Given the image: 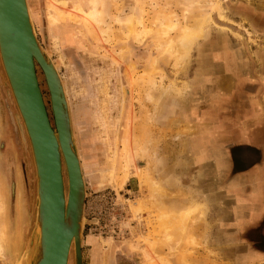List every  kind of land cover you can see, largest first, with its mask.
<instances>
[{
    "label": "rangeland",
    "instance_id": "obj_1",
    "mask_svg": "<svg viewBox=\"0 0 264 264\" xmlns=\"http://www.w3.org/2000/svg\"><path fill=\"white\" fill-rule=\"evenodd\" d=\"M26 1L36 37L55 65L67 98L86 189L83 264H164L161 260L264 264V255L255 261L247 259L249 251H258L253 244L231 249L234 244L223 247L214 242L213 165L208 166V193L200 189L201 151L209 158L217 149L226 152L227 146L216 147L217 128L236 125L248 115L249 101L232 97L233 91L235 96L253 91L254 78H263L264 0H76V6L84 3L86 11L97 4V24L76 19V14L65 16L62 11L68 14V9L56 8L54 0ZM206 16L209 21L178 62L168 52L170 43H176L185 27ZM235 68L250 80L233 83L222 78ZM37 77L53 126L39 68ZM7 84L0 61V172L4 175L0 190L6 204L0 264H19L20 258L24 264L34 234L36 179L29 142ZM6 122L8 138L16 137L12 150L3 147ZM127 140L136 166L132 174L124 159ZM6 149L16 157L14 165L18 164L13 179L10 169L7 176L2 169ZM144 176L163 187L162 194H157L159 211L150 204ZM17 178L24 185V199L21 187L11 192V182ZM136 204L141 206L139 218ZM190 206L194 207L173 252L159 240L156 246L149 243L159 212L169 213L176 228ZM172 235L178 239L175 232ZM190 237L195 245L188 243ZM141 250L148 251L152 260ZM74 257L72 248L68 264H75Z\"/></svg>",
    "mask_w": 264,
    "mask_h": 264
},
{
    "label": "water",
    "instance_id": "obj_2",
    "mask_svg": "<svg viewBox=\"0 0 264 264\" xmlns=\"http://www.w3.org/2000/svg\"><path fill=\"white\" fill-rule=\"evenodd\" d=\"M0 58L35 170V223L33 237L31 234L29 238L35 248L24 264H68L71 245L75 264H83L86 189L73 142L67 98L60 75L36 37L26 0H0ZM37 68L47 86L53 126ZM20 132L23 136L22 126ZM62 160L68 176L66 199ZM37 227L40 237L36 235Z\"/></svg>",
    "mask_w": 264,
    "mask_h": 264
},
{
    "label": "crops",
    "instance_id": "obj_3",
    "mask_svg": "<svg viewBox=\"0 0 264 264\" xmlns=\"http://www.w3.org/2000/svg\"><path fill=\"white\" fill-rule=\"evenodd\" d=\"M233 60L235 61V58ZM235 70L237 69L231 70V74H223L222 78L227 81L231 79L233 83H245L250 80H245L244 74H240L242 69ZM253 81L256 86L253 91H246L247 96H235V92L232 93L234 98L249 101V108H246L247 117L241 116V121L236 126L217 128L215 139L217 148L234 144L251 149L254 154L252 159H241L240 168L234 171L231 156L226 150L224 152L217 149L212 153V158L207 156V152L200 153L201 192L208 193L209 165H213L215 173L210 182L211 191L216 197L217 210L214 219L216 235L212 237L217 245L220 243L223 247L224 244H264V88L258 85L264 82V75L263 78H254ZM257 149L260 154H257ZM23 186L20 178H17L15 191L21 187L24 199ZM219 197L222 198L221 201ZM234 245L231 249H235ZM216 250L218 252L221 248L217 246ZM260 258L261 256L252 254L247 256V259L252 261Z\"/></svg>",
    "mask_w": 264,
    "mask_h": 264
},
{
    "label": "bare ground",
    "instance_id": "obj_4",
    "mask_svg": "<svg viewBox=\"0 0 264 264\" xmlns=\"http://www.w3.org/2000/svg\"><path fill=\"white\" fill-rule=\"evenodd\" d=\"M76 2H77L76 0H54V2L52 3V5H54L56 8H59V7L64 8L65 9L64 11H66V9H68L67 12L70 15H68L66 12H63L62 11V13L65 16L74 17L72 14H76V16H75L76 19L82 18L88 24H97L98 23L97 10H96V5L97 4L96 5H93L94 7L91 10L86 11V10H84L85 9L84 3H82L80 6L77 7L76 4H75ZM27 9H28V7H27ZM28 13H29V10H28ZM219 15L221 16V14H219ZM68 17H66V18H68ZM29 18H30V16H29ZM63 18H64V16H63ZM70 19H72V18H70ZM30 20H31V18H30ZM207 21H209V17L208 16L202 18L197 23L194 22L195 24L192 27H185L183 29L182 36L175 41L176 43H174V42H173L174 44L173 43H170L171 44L170 47L167 48L168 49V52H170V53L172 52L173 54H175L177 56V58L179 59L178 62L181 61L182 60L181 58H183V56L187 54V49H188V46H189L188 43L190 41H192L193 39H195V37H197L201 33L202 27L204 26V24ZM174 26L175 25H173V27ZM55 44L57 45V43H55ZM0 61H1V58H0ZM1 64H2V62H1ZM53 66L55 68V65L54 64H53ZM150 81H152V80H150ZM151 83H153V82H151ZM150 95H151V92H150L149 96ZM133 158H134V156H133V153H132L131 145H130V142L127 140V141H125L124 159H125L126 170H127V172H130L129 174H132V171L136 167L135 166V162H133ZM80 168H81V166H80ZM61 170H62L61 171L62 172V180H63V186H64V192H65L64 195H65V199H66L67 198V189H68V176H67L66 167H65V164H64L63 160H62V169ZM81 175H82V172H81ZM144 177H145L144 180L146 182L145 185L148 186V189H149V192H150V195H149L150 196L149 197L150 198V201L152 200L151 202L149 200L148 201L152 205L153 209L159 211L160 208L156 204V200L158 198V195L159 194H162L163 191L161 189L163 187L160 186V185H157L149 177H147V176H144ZM142 178H143V176H142ZM3 179H4L3 172H0V183H1V186L3 184ZM83 181H84V179H83ZM0 197L3 198V201L0 202V241H1V239L3 240L2 236L4 237V235H5V232H4L5 226L3 225V221H4V217H5V215H4V209H5L6 204H5V197H4V194H3V189L0 190ZM193 207L194 206H190L188 208V210L184 211V214H183L184 215V218H183V216L178 218V221H177L178 222V227H176V228H173L171 226L172 223H170V214L169 213L168 214H163V213H160L159 212L158 213L159 215H157V217L155 219L156 220V227H155V229H156L155 231L156 232H155L154 237H152L154 239H152V240L151 239H148L149 243L152 244L153 246H156L157 243H158V240H159V241H161L163 243L164 246H166V248H167L168 251L173 252L175 250V247L178 246V242L180 241L179 237L180 236L181 237L183 236V233H184V220L190 216V214L192 212V209L191 208H193ZM134 210H135V212L137 214V217L139 218V216H138L139 214L138 213L141 211V206L139 204H136V207H135ZM37 232H38V237H40V228L39 227H37ZM174 232L178 236V239H177L176 236H175L176 239L173 238V235L171 236V234L174 233ZM188 243L191 246L192 245H195L194 239L192 237L189 238ZM32 244L33 243L30 242V246L28 247V249H26V252L25 253L27 254V256H30L34 252V249H33L34 247L32 246ZM137 247H138V245H137ZM72 248L74 249V247L71 245L70 250H69L68 260H69L70 252H71V249ZM141 252L146 257V259L152 260V255L148 251L141 250ZM74 255H75V253H74ZM25 258H26V256H25ZM24 261H25V259H24ZM161 262H163L164 264H169L167 261L161 260Z\"/></svg>",
    "mask_w": 264,
    "mask_h": 264
},
{
    "label": "flooded vegetation",
    "instance_id": "obj_5",
    "mask_svg": "<svg viewBox=\"0 0 264 264\" xmlns=\"http://www.w3.org/2000/svg\"><path fill=\"white\" fill-rule=\"evenodd\" d=\"M263 81V80H262ZM262 88H264V82H263V85L261 86ZM264 90V89H263ZM264 93V92H263ZM240 107V106H239ZM242 108V107H241ZM263 108V107H261ZM7 123V122H6ZM9 123V122H8ZM3 124V126L6 128L9 127V124ZM225 126V125H224ZM234 125H231V127H233ZM236 126V125H235ZM7 128L5 129V135L3 136L4 138V144H3V147L6 146L7 149L9 148L10 146V150L15 149V141H16V137H12V138H8L9 136V130H7ZM7 130V131H6ZM229 141H231V139H229ZM5 149V148H4ZM5 150V154L3 155L2 157V160H1V163H2V169L4 171V174L5 176H7V174L9 173V169L11 170V179H13V177L15 176L14 175V171L16 173V171H18V164L15 166L14 163L16 164V157L13 158L12 155L9 154V150ZM229 155L231 156V161H232V169L235 171L237 170L238 168H240V164H239V161L241 159H245L247 161V159H252V156L254 155L253 152L251 151V149L249 148H244V147H239L237 145H234V144H230L229 146H227V149H225ZM11 163V165H9ZM13 164V165H12ZM12 166V167H11ZM16 187V181H12L11 182V185H10V188H11V192L14 193V188ZM241 245L243 244H238L237 246H235L234 248L237 249L238 247H240ZM254 245V244H253ZM260 245V246H259ZM259 245H255L257 250L258 251H249L247 253V256H251L252 255H256V256H263L264 254H262L261 252H264L262 251V249L264 248V244H259ZM258 248H262V249H258ZM262 254V255H260ZM122 264H129V263H125L124 261L121 262ZM131 264V263H130Z\"/></svg>",
    "mask_w": 264,
    "mask_h": 264
}]
</instances>
